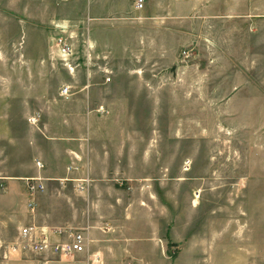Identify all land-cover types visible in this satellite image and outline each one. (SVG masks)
Here are the masks:
<instances>
[{
	"label": "rangeland",
	"instance_id": "1",
	"mask_svg": "<svg viewBox=\"0 0 264 264\" xmlns=\"http://www.w3.org/2000/svg\"><path fill=\"white\" fill-rule=\"evenodd\" d=\"M135 2L0 0V116L22 130L18 91L36 108L72 83L56 51L70 35L74 72L113 76L100 96L132 137L113 180L157 211L168 263L264 264V0Z\"/></svg>",
	"mask_w": 264,
	"mask_h": 264
},
{
	"label": "crops",
	"instance_id": "2",
	"mask_svg": "<svg viewBox=\"0 0 264 264\" xmlns=\"http://www.w3.org/2000/svg\"><path fill=\"white\" fill-rule=\"evenodd\" d=\"M62 24L69 27L67 21ZM76 62L77 69L81 63ZM71 67L74 79L64 86L73 87L64 93L63 86L60 94L38 99L36 108L32 106L35 90L18 91L23 93V100L18 99L22 130L17 129L15 118L0 116V155L1 162H6L0 166V264H126L131 259L169 264L162 230L152 231L154 224L158 227V216H153L157 211L141 205L146 200L133 205L130 186L113 180L121 175L125 184V175L131 173L129 162L122 163L126 156L121 143L132 138L117 132L121 121L113 120L112 104L100 96L111 89L113 76L108 83L95 73L96 67L75 72ZM5 127L10 133H5ZM37 176L44 179L45 189L31 195L24 179ZM78 178L89 179L85 189L77 187ZM31 199L36 203L34 210L28 206ZM27 225L49 231L53 240H68L70 232L83 231L85 249L62 256L30 247L14 249L12 242ZM13 226L15 235L2 234Z\"/></svg>",
	"mask_w": 264,
	"mask_h": 264
},
{
	"label": "built area",
	"instance_id": "3",
	"mask_svg": "<svg viewBox=\"0 0 264 264\" xmlns=\"http://www.w3.org/2000/svg\"><path fill=\"white\" fill-rule=\"evenodd\" d=\"M145 0H136L135 8L142 9L144 7ZM60 26V25H59ZM62 31L66 29L60 26ZM69 37V38H68ZM60 35L56 38V51L59 52L62 56V60L66 66H73L72 64L75 60L73 59V55L75 52V48L73 43L70 40L69 36ZM67 58V59H64ZM77 63V62H76ZM72 88L71 85H65L63 87V92L67 93ZM36 164L39 168H42L44 165L41 161L37 160ZM26 187L31 195H34L40 191L45 189L44 179L41 176L37 177H27L24 179ZM77 187L81 190L87 187V183L89 182L88 178H78ZM29 207L34 210L35 209V201L31 199L28 203ZM68 240H63L62 238L59 240H53L51 233L45 229H40L35 225H27L21 229L20 236L17 240L12 242L13 248L20 247L21 249H25L26 247L32 248L34 251H52L57 256L68 255L71 253L82 252L85 249V233L83 231H72L69 234Z\"/></svg>",
	"mask_w": 264,
	"mask_h": 264
},
{
	"label": "bare ground",
	"instance_id": "4",
	"mask_svg": "<svg viewBox=\"0 0 264 264\" xmlns=\"http://www.w3.org/2000/svg\"><path fill=\"white\" fill-rule=\"evenodd\" d=\"M60 26L64 27L66 30L69 29V27H68L67 25H64V24H62V23H60ZM58 55L61 56V54H60L59 52H58ZM61 58H62V56H61ZM62 59H63V58H62ZM64 59H67V58L64 57ZM69 68H70V69H73V68L71 67V65H69Z\"/></svg>",
	"mask_w": 264,
	"mask_h": 264
}]
</instances>
